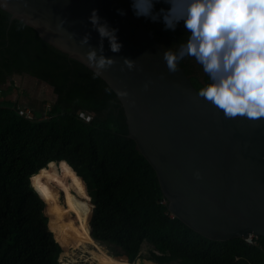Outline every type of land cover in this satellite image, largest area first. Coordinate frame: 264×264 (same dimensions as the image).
<instances>
[{
  "label": "trees",
  "instance_id": "trees-1",
  "mask_svg": "<svg viewBox=\"0 0 264 264\" xmlns=\"http://www.w3.org/2000/svg\"><path fill=\"white\" fill-rule=\"evenodd\" d=\"M115 1L135 16L130 0ZM167 6L164 0L155 5ZM136 18L164 48L178 49L188 35L182 22L172 31ZM9 19L0 9V92L27 76L50 86L55 101L45 100L32 121L17 114L18 103H0V264H59L66 248L48 219L47 202L31 185L51 162L69 165L80 177L86 192L69 189L93 207L90 236L116 258L125 256L129 264L263 263V238L258 247L240 238L213 241L172 217L155 171L128 137L112 90L35 30ZM179 64L199 91L207 82L201 66L190 56ZM143 246L149 251L141 257Z\"/></svg>",
  "mask_w": 264,
  "mask_h": 264
},
{
  "label": "water",
  "instance_id": "water-1",
  "mask_svg": "<svg viewBox=\"0 0 264 264\" xmlns=\"http://www.w3.org/2000/svg\"><path fill=\"white\" fill-rule=\"evenodd\" d=\"M0 9L10 14L9 25L18 20L32 28L112 90L128 137L155 171L172 217L213 241L264 239V117H226L198 95L180 64L169 73L164 47L115 0H0ZM92 9L122 44L114 53L103 39L104 55L114 63L102 69L86 56L89 45L100 42L88 20ZM123 58L134 61L131 69Z\"/></svg>",
  "mask_w": 264,
  "mask_h": 264
},
{
  "label": "clouds",
  "instance_id": "clouds-1",
  "mask_svg": "<svg viewBox=\"0 0 264 264\" xmlns=\"http://www.w3.org/2000/svg\"><path fill=\"white\" fill-rule=\"evenodd\" d=\"M158 2L130 0V8L136 17L159 21L166 30L174 31L183 23L188 33L184 42L176 50L167 47L161 52L168 72L175 73L181 60L193 57L207 76L198 92L201 98L229 118L264 117V0H164L168 6L157 9ZM117 12L124 14L122 9ZM88 20L100 42L98 47L89 45L87 59L98 68L108 67L114 60L104 55L103 39L107 38L112 52H119L117 30L96 9ZM89 38L85 33L81 40L87 44ZM123 61L133 67V60Z\"/></svg>",
  "mask_w": 264,
  "mask_h": 264
},
{
  "label": "rangeland",
  "instance_id": "rangeland-1",
  "mask_svg": "<svg viewBox=\"0 0 264 264\" xmlns=\"http://www.w3.org/2000/svg\"><path fill=\"white\" fill-rule=\"evenodd\" d=\"M22 78H23L22 79L23 82L25 81L24 84L28 85L26 82H29L30 80H26L27 77H22ZM32 82H34V81H32ZM38 85L41 86L40 83H38ZM30 87H31V85L29 86V88ZM41 88H43V89H41ZM41 88H38L37 85H33V88H32L34 91V93L32 92L33 97H29L32 104L34 106H36V108L38 106V103H39L38 101L40 98L41 99L47 98L49 100L50 95L53 96L51 94V92L49 91L48 86H42ZM35 90L39 91V92H36ZM1 97L2 98L0 99V103L3 102L4 95H1ZM36 97L38 100H36ZM60 180H62L64 183V189H63V183L59 182ZM38 181H41L42 184L47 185L48 187H46V188H48L49 192H51V194L53 195V198L50 201H47L48 219H49L50 223L52 224V226L55 228L56 236H57V239L59 240V236H58L59 230L57 229L58 228L57 220L59 219V221H61V223L65 224V221L67 218V215L65 214V211H64V209H65L64 192L60 194L59 189H62V191L68 190V192L72 193L76 199H78L84 203H87L89 206H91L90 203L87 202V199L79 197L75 192L70 190L71 188L72 189L76 188V190H79L81 192H86L85 185L82 182V180L80 179V177L76 174V172L69 165H67L65 163H57V162H51V163L47 164L46 169L40 170L37 175L33 176L32 180H31V185H32V183H36ZM69 186H71L70 189H69ZM91 214H92V210H91ZM89 220H90V218H89ZM88 227H89V221H88ZM65 234H67L68 236L74 234L73 227H71L70 229L65 231ZM59 242H60V244H62L63 243L62 239L59 240ZM67 242H69V241L67 240ZM63 246H65V248L68 249L72 245L70 246L68 244V245H63ZM101 247L107 253L110 254V251L108 250L107 247H105V246H101ZM91 250H92V248L88 246L85 249H81L79 251H75V250L71 249L66 254L62 251V253L59 256V264H92L88 260L90 258V255L88 253ZM148 251H149V248L143 246L139 255L142 257L143 255L147 254ZM156 255L162 256V254H158V253H156Z\"/></svg>",
  "mask_w": 264,
  "mask_h": 264
},
{
  "label": "bare ground",
  "instance_id": "bare-ground-1",
  "mask_svg": "<svg viewBox=\"0 0 264 264\" xmlns=\"http://www.w3.org/2000/svg\"><path fill=\"white\" fill-rule=\"evenodd\" d=\"M59 182L63 183L62 180H60ZM46 187L48 186L42 184L41 181L32 183V188L39 194H42L44 201L47 202L53 198V195ZM63 192L65 196L64 211L67 215V218L65 224L61 223L59 219L57 220V229L59 230L58 236L59 240L62 239L63 245H72L70 248L63 250V252L66 254L71 249L79 251L89 246L92 248V250L89 253L87 252L90 255V258L88 260L92 264H127L125 258H116L111 256L91 238L88 221L91 216L92 206H89L87 203L76 199L72 193L68 192V190H64ZM71 227H73L74 229V234L68 236L67 234H65V231H67ZM67 240L69 242H67Z\"/></svg>",
  "mask_w": 264,
  "mask_h": 264
},
{
  "label": "crops",
  "instance_id": "crops-1",
  "mask_svg": "<svg viewBox=\"0 0 264 264\" xmlns=\"http://www.w3.org/2000/svg\"><path fill=\"white\" fill-rule=\"evenodd\" d=\"M22 77H18V78H14L13 79V86L10 87L11 92H8L9 89V85H7V88L2 89V92H0V96L4 94V100L5 101H10L12 103H18L20 105H23L25 107L34 109V110H38L40 111L43 105V102H45L46 98H40L39 99V103L38 106L36 108V106H34L31 102V100L29 99V97H33L32 92L34 93L33 89L29 86V82L32 84L34 80L30 79V78H26V80H30L29 82H26L28 85H25ZM41 86H46L45 84L40 83ZM4 92V93H3ZM21 94V96L18 98V96ZM52 98V96H50V99ZM36 100L37 97H36Z\"/></svg>",
  "mask_w": 264,
  "mask_h": 264
},
{
  "label": "built area",
  "instance_id": "built-area-1",
  "mask_svg": "<svg viewBox=\"0 0 264 264\" xmlns=\"http://www.w3.org/2000/svg\"><path fill=\"white\" fill-rule=\"evenodd\" d=\"M14 109L15 111L17 112V114L20 116V117H23L25 118L26 120H29V121H32L35 119V114H34V111L31 109V108H27V107H23L21 105H16L14 106ZM46 112L49 111V105L46 106ZM46 115V114H45ZM43 116V119H46L47 116ZM80 117L84 120V122H90L91 120V117L89 115H80ZM260 237H257V236H254V235H249L245 240L244 242L249 244V245H252V246H256L258 247L259 244H258V239ZM263 252V263L264 264V248L262 250Z\"/></svg>",
  "mask_w": 264,
  "mask_h": 264
},
{
  "label": "flooded vegetation",
  "instance_id": "flooded-vegetation-1",
  "mask_svg": "<svg viewBox=\"0 0 264 264\" xmlns=\"http://www.w3.org/2000/svg\"><path fill=\"white\" fill-rule=\"evenodd\" d=\"M37 83V84H36ZM30 85H31V88H33V85H37L38 86V88H41L42 86H39L38 85V82H36V81H34L32 84L31 83H29ZM41 89H43V88H41ZM36 91V90H35ZM36 92H39V91H36ZM21 95H19L18 96V98L20 97ZM49 96V95H48ZM51 96V95H50ZM47 99V98H46Z\"/></svg>",
  "mask_w": 264,
  "mask_h": 264
}]
</instances>
